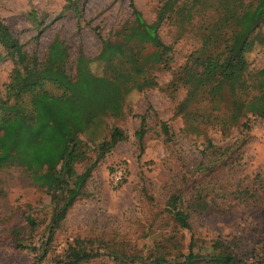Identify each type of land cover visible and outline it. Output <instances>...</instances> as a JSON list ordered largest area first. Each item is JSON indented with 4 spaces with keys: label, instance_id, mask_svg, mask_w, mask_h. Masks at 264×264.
Segmentation results:
<instances>
[{
    "label": "rangeland",
    "instance_id": "obj_1",
    "mask_svg": "<svg viewBox=\"0 0 264 264\" xmlns=\"http://www.w3.org/2000/svg\"><path fill=\"white\" fill-rule=\"evenodd\" d=\"M162 2L133 0L135 8L148 22ZM78 5L80 18L64 9V0H0V55L4 54L2 43L7 35L14 36L27 53L39 58L43 57L52 38L59 36L68 47L72 73L76 64L91 74L111 75L124 94L123 116L108 119V124L120 127L128 137L91 169L80 196L54 229L40 264H56L63 259L67 245L75 239L83 241L86 249L99 253L80 264H128L111 259L110 253L116 246L126 254H137L141 261H147L154 253L155 244L171 233L183 252L191 244L194 252L205 255L210 241L220 238L234 253L235 264H251L255 258L258 264H264V233L260 230L264 220V187H259L264 178V118L251 120L247 132L233 126L221 134L216 127L205 126L198 134H185L183 119L175 112L185 93L186 87L182 84L195 85L203 77L184 76L176 85L171 84V80L175 79L174 74L189 53L200 46L204 24L217 15L206 13L202 17L206 3L200 0L193 18L183 27L171 20L162 23L158 34L165 44L171 45V62L169 67L153 68L151 75L157 85L140 91L129 88L126 77L114 67L123 51L112 42L111 34L131 18L127 0H78ZM31 12L38 24L31 20ZM251 42L247 53V81L255 69L264 65V25ZM10 68L7 58L0 59V95ZM36 78L34 69L24 70L25 83ZM245 83L242 80L224 83L226 90L220 105L228 101V90L235 92ZM141 114L145 117L146 129L143 147L139 150L133 131ZM160 121L165 122L173 134L171 140L165 141L159 130ZM224 147L228 149L231 162H227L222 172L218 170L219 179L225 181L229 191L236 188L237 181L256 189V196L261 197L257 205H247L229 194L226 200L219 199L216 210L197 188L202 181V185L208 182V176L189 178L185 172L198 162L203 167L212 158L211 152ZM86 164H77L76 172H82ZM182 173L189 179L182 178ZM177 194L181 208L189 213L190 231L177 229L165 209L166 202ZM52 211L49 194L32 182L21 168L0 169V264L34 262L35 253L28 248H18L15 238L21 237L24 244L38 246L47 235ZM27 214L37 223L32 231H28L24 222ZM169 251L173 253L175 249Z\"/></svg>",
    "mask_w": 264,
    "mask_h": 264
},
{
    "label": "trees",
    "instance_id": "obj_2",
    "mask_svg": "<svg viewBox=\"0 0 264 264\" xmlns=\"http://www.w3.org/2000/svg\"><path fill=\"white\" fill-rule=\"evenodd\" d=\"M198 1L163 0L148 22L135 8L133 0H127L131 18L115 29L111 37L123 51L114 67L126 77L129 88L141 91L157 85L151 70L159 65L169 67L171 62V45L161 40L158 29L166 20L179 27L189 23ZM64 2V9L80 18L78 0ZM201 2L206 3L202 17L206 13L217 17L204 24L200 46L178 67L171 84L176 85L188 75L203 77V80L195 85L182 84L186 89L175 112L183 119L185 134H198L205 126L216 127L221 134L233 126L247 132L251 120L264 118V65L254 70L250 81L245 79L249 70L247 53L253 44L251 39L264 25V0ZM31 20L38 24L34 12H31ZM2 48L4 54L0 59L7 58L11 68L0 95V169L21 168L32 182L49 194L53 203L47 235L38 246L24 244L21 237L15 238L18 248H28L35 253L32 264H40L54 229L80 196L91 169L118 142L128 137L120 127L108 124V119L123 116L124 94L111 75L91 74L76 64L72 73L68 47L59 36L52 38L41 58L27 53L12 35H7ZM30 68L37 72V78L25 83L24 70ZM236 80L247 83L235 92L228 90V101L220 105L226 90L224 83ZM145 129V117L141 114L133 131L139 150L143 147ZM159 130L165 141L172 139L173 134L165 122L160 121ZM207 144H211L208 139ZM227 150L224 147L215 153L209 152L212 158L206 165L200 167L202 163L198 162L185 172L189 178L208 176V182L204 185L201 184L203 181L199 182L197 188L216 210L219 199L226 200L229 194L247 205H257L261 197L256 196V189L237 181L236 188L229 191L225 181L219 179L218 170L222 172L227 162H231ZM82 162L87 164L77 173L75 166ZM181 176L189 179L185 173ZM261 184L259 187L263 188L264 178ZM180 200L178 194L174 195L166 202L165 209L177 229L190 231L189 213L181 208ZM24 222L28 231L37 225L29 214L24 216ZM260 228L264 233V220ZM177 244L171 233L155 244L154 253L147 261H141L137 254H126L117 246L110 256L117 263L128 264H235L234 253L220 238L210 241L205 255L194 252L191 244L183 252ZM171 249L175 251L170 253ZM96 256H99L97 250L86 249L83 241L75 239L67 245L63 259L56 264H80ZM257 260L255 258L251 264H258Z\"/></svg>",
    "mask_w": 264,
    "mask_h": 264
}]
</instances>
